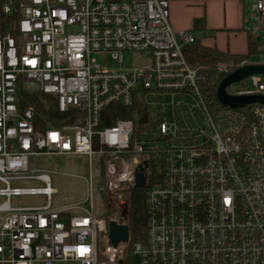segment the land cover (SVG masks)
Returning <instances> with one entry per match:
<instances>
[{
  "label": "built area",
  "instance_id": "built-area-1",
  "mask_svg": "<svg viewBox=\"0 0 264 264\" xmlns=\"http://www.w3.org/2000/svg\"><path fill=\"white\" fill-rule=\"evenodd\" d=\"M172 1L4 0V14L20 17L17 37L0 35V264H264V105L226 107L208 86L210 75L219 88L236 70L264 63L191 66L184 47L196 37L174 30ZM182 1L242 3L264 50V0ZM125 52L149 53L150 63L125 67ZM257 77L227 93L264 97ZM20 87L54 98L69 122L38 130L35 108L20 107ZM114 107L135 118L113 123ZM58 156L88 159L89 208H53L50 175L31 174L32 159ZM145 163L144 189L156 180L146 241L133 243L129 228L128 241L114 246L110 223L129 227ZM26 180L44 188L11 187ZM97 192L114 217L103 216V199L97 216ZM22 196L47 199L13 206Z\"/></svg>",
  "mask_w": 264,
  "mask_h": 264
},
{
  "label": "trees",
  "instance_id": "trees-1",
  "mask_svg": "<svg viewBox=\"0 0 264 264\" xmlns=\"http://www.w3.org/2000/svg\"><path fill=\"white\" fill-rule=\"evenodd\" d=\"M4 0H0V35L3 37L13 36L17 37L15 24L19 20L20 14L15 13L8 16L3 12ZM202 21L195 22V29H199ZM260 43L250 38V50L246 56H233L219 52L217 49L207 48L203 46L200 40L196 39L195 43L184 47V55L191 66H208L215 65L231 60L245 62L258 52ZM220 82H217L216 76L210 75L208 86L215 97ZM46 101L47 105L43 101ZM19 101L22 110L29 107H34L36 110V128L44 130L48 126L60 127L69 122L71 119L68 115H61L56 105V100L49 96H44L38 92L32 93L27 89L20 87ZM141 111L140 108L134 109ZM115 112L114 121L118 119H134L133 110H123L120 107L112 109ZM112 124V123H111ZM162 180V179H161ZM160 180V181H161ZM159 181V182H160ZM156 180L149 179L148 189H137L133 192V200L131 203L130 214L128 217L129 228L132 233L133 243H145L147 238V229L149 223V213L147 206L148 191Z\"/></svg>",
  "mask_w": 264,
  "mask_h": 264
},
{
  "label": "rangeland",
  "instance_id": "rangeland-1",
  "mask_svg": "<svg viewBox=\"0 0 264 264\" xmlns=\"http://www.w3.org/2000/svg\"><path fill=\"white\" fill-rule=\"evenodd\" d=\"M208 2L198 3H188L182 0H174L171 2V5L174 3H183L189 5L190 7H199L204 6ZM227 2V1H220ZM183 9V8H182ZM180 8L176 12L178 19L186 22L185 20V9L184 12ZM171 23V19H170ZM172 25V23H171ZM173 27V25H172ZM193 34H198V31H190ZM211 33V32H210ZM213 34V33H212ZM263 39V38H262ZM264 47V44H263ZM264 52V50H263ZM252 62L254 63H264V55L253 58ZM150 63V54L149 53H135V52H125L124 53V66L128 68H139ZM260 82L264 83V76L258 75L257 77ZM242 86L241 83L235 84L229 88V92L234 93L237 89ZM224 108V107H223ZM30 171L33 175H39L42 173H48L51 177L52 188L57 190V194L52 196L53 208H57L61 205H68L72 203H81L83 209L89 208V203L85 201L86 192H87V179L90 177L89 171V162L88 159L83 156L75 157H40L38 159L34 158L31 160ZM35 171V172H34ZM95 182L99 183L101 176L99 174L98 168L95 171ZM100 186L103 187L102 182L100 181ZM11 187L13 188H44V184L33 181H13L11 182ZM99 187V185H98ZM0 188H5V185L0 183ZM106 198V193L97 192L94 197L95 202V211L97 216H101L102 208L100 199H103L105 210L103 211V216L114 217V211L107 205L104 201ZM45 196H22L12 199L13 206H22V207H33L37 205H42L46 202ZM3 198H0V203L3 202ZM73 215H78L77 212H73ZM137 263V261H136Z\"/></svg>",
  "mask_w": 264,
  "mask_h": 264
},
{
  "label": "crops",
  "instance_id": "crops-1",
  "mask_svg": "<svg viewBox=\"0 0 264 264\" xmlns=\"http://www.w3.org/2000/svg\"><path fill=\"white\" fill-rule=\"evenodd\" d=\"M180 8L186 11L185 23L176 16ZM246 16L244 5L238 1H212L202 7L174 3L171 5L170 19L175 31H198L199 36L190 33L207 48L233 56H246L250 50V38L256 41L246 29ZM196 21H202L198 30L195 29ZM257 42L260 43L258 52L248 60L249 62L263 53V49H260L261 42Z\"/></svg>",
  "mask_w": 264,
  "mask_h": 264
},
{
  "label": "water",
  "instance_id": "water-1",
  "mask_svg": "<svg viewBox=\"0 0 264 264\" xmlns=\"http://www.w3.org/2000/svg\"><path fill=\"white\" fill-rule=\"evenodd\" d=\"M264 76V65H249L236 70L229 75L220 84L217 91L218 100L226 107L233 109L243 108L252 103H259L264 105L263 96H249V97H233L227 93V88L232 84L238 83L251 76ZM148 164L145 163L144 167H140V173L136 176V189H144L146 187V176L144 174ZM129 238V227L119 226L115 222L110 223V240L114 246L127 242Z\"/></svg>",
  "mask_w": 264,
  "mask_h": 264
}]
</instances>
